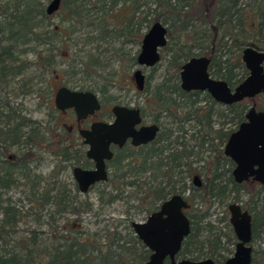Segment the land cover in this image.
I'll return each instance as SVG.
<instances>
[{"label":"trees","instance_id":"trees-1","mask_svg":"<svg viewBox=\"0 0 264 264\" xmlns=\"http://www.w3.org/2000/svg\"><path fill=\"white\" fill-rule=\"evenodd\" d=\"M241 1L61 0L59 8L60 12L66 9V17L76 20H82L90 12H101L103 15L99 16L101 21L98 26L104 37L114 33L125 41L137 44H140L143 34L153 23L161 22L168 27V43L163 49L165 55L170 54L167 76L155 86L151 97V108L158 112L154 120L161 125L162 131L155 141L139 149L133 156L128 153L121 158L117 152L110 169L114 168L115 173L123 168L126 170L119 175L114 173L112 186L117 192L109 195L108 202L121 196L124 187L131 186L135 188V193L141 194L139 196L146 211L151 213L158 208L159 203L188 190L184 177L177 179L176 176L183 172H188L189 177L203 175V185L197 191L206 208L196 206L193 209L192 231L184 240L181 256L192 260L212 258L218 264L228 257L225 251L232 253L227 244H235L236 236L229 222L227 232L209 220L212 204L219 202L228 208L230 203H242L244 197L248 196L244 207L253 215L255 242L259 236V221L264 230V186L237 183L232 175L234 163L224 154V145L231 132L245 119L247 104L239 102L224 107L208 92L184 91L180 85V71L190 58L208 56L212 61L210 71L213 77L226 80L232 87L247 77L248 70L242 61L243 49L253 46L264 51V0H256L249 18H246L247 9L241 7ZM45 9L41 0H0V89L9 78L25 70L24 61L17 55V46L27 45L32 40L51 44L56 38L54 35L58 31L62 32L61 29L41 31L40 28L48 25L53 15H48ZM111 12L113 15L108 21ZM137 53H124L126 62H136ZM43 60L50 66L49 57ZM117 75L118 71H115L110 80ZM151 80L152 75L147 76L142 91L150 89ZM125 81L129 83V80ZM22 85L26 86L27 83ZM109 98L106 97L104 103ZM203 101L205 105H202ZM51 103L52 99H47L50 118L48 124L42 126L22 116L20 111L16 114L17 108H12L9 101H3L0 97V156L5 154L4 148L11 151L16 147L20 159V180L27 185L32 197L30 209H35L37 205L41 211L47 204L54 203L57 206L54 210L56 214H77L79 209L74 205L76 196L60 186L52 187L53 181L40 190L41 176L34 174L30 166V162L37 157L36 150L41 148H47L57 156L59 163H55L56 168L63 161H69L71 166L77 164L80 161L79 152L83 158V152L73 143L74 135H70L69 139L68 130L63 126V115L69 118L71 113H59ZM215 118L222 120L221 123ZM166 119L171 121L167 124ZM191 120L196 127L191 135L195 143H190L184 137L180 141L179 135L174 137L175 129L170 126L177 124L182 130L183 125ZM197 147H207L213 153L211 160L198 169L193 168L190 161L196 155ZM125 158L128 163L122 164ZM227 164L230 167L227 168ZM184 166L187 171L182 170ZM144 172H151V182L125 180L128 173ZM8 180L9 175L1 166L0 232L7 227L13 233L22 215L20 208L9 199L2 198L3 192L9 188L6 185ZM82 206L89 209L86 200L82 201ZM51 214V240L46 245L39 247L38 232L29 230L28 235L17 239L10 251L1 253L0 246V264H144L149 259L150 251L130 226L125 235L118 231H107L104 237L95 239L82 230L85 234L82 238L77 235L68 237L61 231L62 228L53 225ZM37 218L40 222V217ZM256 254L254 250L252 264H264V254L260 259Z\"/></svg>","mask_w":264,"mask_h":264},{"label":"rangeland","instance_id":"rangeland-1","mask_svg":"<svg viewBox=\"0 0 264 264\" xmlns=\"http://www.w3.org/2000/svg\"><path fill=\"white\" fill-rule=\"evenodd\" d=\"M41 1L46 6L50 0ZM255 5L256 0L241 1V7L247 9L246 18L251 17ZM65 14L66 9L61 12L59 10L52 15L48 25L40 28L41 31L61 29L62 32L58 31L54 35L56 37L54 42L47 44L46 42L32 40L27 45L17 46V55L24 61L25 70L23 73L9 78L7 84L2 86L0 97L3 98V101L6 99L10 102L9 105L12 108H17L20 111L22 116L35 120L43 126L48 124L50 118L47 99H52L51 104L53 105L56 89L60 86H67L76 90L94 91L103 103V111L105 109L109 110L113 102L144 107L145 120L150 122L152 119L151 114L155 113L154 109L151 108L152 92L155 86L167 76L170 54L165 55V51L162 50V58L155 67L143 68L145 75H152V80L150 89L139 91L135 87L132 77L133 71L138 66L136 62L127 63L124 53L134 54L138 52L141 42L137 44L136 42L125 41L114 33H109L108 36L104 37L105 34L102 35L100 25L98 26L103 15L101 12L95 14L90 12L89 16L83 17L82 20L66 17ZM112 15L113 12L110 13L108 21L111 20ZM82 16H84V13ZM108 28L110 29L111 25ZM102 37L105 39H102ZM48 57L51 59L50 66H47V62L43 60V58ZM124 70L126 72H122ZM115 71H118L117 77H113L110 80L111 75ZM125 80H129V83L127 84ZM24 82L27 83L26 86L22 85ZM108 96L110 97L109 101L104 103L105 98ZM205 103L203 101L202 105H205ZM247 103L249 105L255 103L258 108L264 109V95L258 96L254 101L250 100ZM62 118L68 119V116L63 115ZM94 118L96 119V116ZM166 121L168 124L171 120L166 119ZM217 121L221 123L222 120L219 119ZM170 127L175 129L174 137L181 136L179 138L180 141L184 137L190 143H195V140L191 138V135L196 131L193 120L184 124L182 130L179 129L177 124ZM36 152L37 157L30 162V166L34 174L41 176L40 190H42L43 186L53 181L50 174L55 167L57 156L47 148H41L36 150ZM196 152V155L191 157L190 161H192V167L197 169L206 165L213 155L207 147L203 149L197 147ZM85 162L86 160L84 159L82 164H85ZM126 163H128L127 158L123 160L122 164ZM125 170L126 168H123L115 173L114 168L109 169L110 180L96 183L86 193L76 190L72 173L67 171L64 175L65 184L70 194L77 198L76 204L74 203L75 207L79 209L77 214L68 212L56 214L54 210L57 206L54 203L51 205L47 204L41 211L37 205L35 209H30L32 205L30 198L32 197L27 185L22 181L19 186L5 190L2 198L9 199L16 207L20 208L22 217L17 224V229L14 230L15 232H10L7 227L0 232L2 237L0 240L1 253H6L13 249L17 239L22 235H28L29 230L38 232L39 247L46 245L51 240V229L49 227V215L51 213L54 219L53 225L62 228L61 231L68 237L69 235H77L82 238L85 235L82 230L95 239L104 237L107 231H118L125 235L129 232V226L132 221L142 222L150 215L146 211V206L141 196H139L141 194L135 193V188L131 186L124 187L121 196L108 202L109 195L117 192L112 186L114 173L119 175ZM182 170L187 171V167L184 166ZM132 174L135 173H128L125 180L138 179L140 182H151L153 178L151 172ZM193 176L189 177L188 172H183L182 175H178L176 178L184 177L186 185L190 188ZM199 176L204 181L205 177L201 174ZM191 191L196 196L191 197V202L194 206H204L206 208L198 197L200 192L192 188ZM247 199L248 196H245L244 202H242L243 205H245ZM85 200L89 203V209L82 206V201ZM37 217H40V222H38ZM1 218L2 214L0 212ZM227 219H229V212L226 205L214 202L210 209L209 220L228 232ZM262 229L263 225L259 221L257 226L259 236L252 243L256 250L257 258L264 254V230ZM227 247L230 251L235 250L233 243L227 244ZM224 254L226 256L232 255L228 251H225Z\"/></svg>","mask_w":264,"mask_h":264},{"label":"water","instance_id":"water-1","mask_svg":"<svg viewBox=\"0 0 264 264\" xmlns=\"http://www.w3.org/2000/svg\"><path fill=\"white\" fill-rule=\"evenodd\" d=\"M61 0H50L46 13L54 14L60 8ZM168 43V27L155 22L143 34L140 49L136 56L138 66L132 76L135 87L141 91L145 85V74L142 68H151L161 60V49ZM247 77L232 87L226 80L213 77L210 71L211 58L195 56L186 61L180 71L181 88L185 91H206L221 104L231 105L246 98L264 94V51L247 46L242 51ZM54 107L58 111L72 109L76 120H84L101 108L97 94L89 90H76L67 86L56 89ZM114 116L110 122L94 121L88 129H80L79 134L87 146L86 158L94 162L93 169L73 168V177L78 190L86 193L94 184L107 181L106 163L112 158L111 144L121 147L127 139L135 146L153 141L159 131L156 124L142 126L140 110L123 105H113ZM225 155L234 163L233 177L241 183L249 178L264 185V111L251 107L246 121L234 131L226 146ZM200 182L198 176L195 177ZM190 204L179 194L166 200L158 211L153 212L145 221H132L130 226L142 242L151 251L144 264H217L213 259H181L177 256L182 249L185 238L191 232V221L185 209ZM230 224L238 239L234 254L223 264H252V215L243 210L239 203L229 205Z\"/></svg>","mask_w":264,"mask_h":264},{"label":"flooded vegetation","instance_id":"flooded-vegetation-1","mask_svg":"<svg viewBox=\"0 0 264 264\" xmlns=\"http://www.w3.org/2000/svg\"><path fill=\"white\" fill-rule=\"evenodd\" d=\"M167 46V45H166ZM165 48V47H164ZM164 48H162L161 49V53H162V50L164 49ZM161 58H162V56H161ZM156 66V65H155ZM154 66V67H155ZM152 68V67H151ZM143 69V68H142ZM134 72V71H133ZM144 73V72H143ZM133 74V73H132ZM133 77V76H132ZM146 80H147V75H145V84H146ZM134 81V80H133ZM180 85H181V79H180ZM144 87H145V85H144ZM59 88V87H58ZM143 90H144V88H143ZM142 91V90H141ZM185 91V90H184ZM187 92H191V91H187ZM203 92H206V91H203ZM261 95H264V94H261ZM261 95H258V96H261ZM258 96H256V97H254V98H246V99H244L243 101H241V102H245L246 104H247V110H246V113H245V119L240 123V125L243 123V122H245L246 121V115H247V113L249 112V110L251 109V107H253V106H255L256 108H257V110L258 111H264V109H260V108H258L256 105H255V103H253L252 105L250 104L249 105V103H247L248 101H254V99L255 98H257ZM100 102H101V100H100ZM218 103V102H217ZM237 103H239V102H237ZM53 104H54V102H53ZM218 104H221V103H218ZM235 104V103H234ZM113 105H123V106H126V107H130V108H138L139 110H140V117H141V122H140V124H138L137 126H135V128L136 129H139L140 127H142V126H149V125H153V124H156V125H158L159 126V131H158V133H157V136H156V138L153 140V141H155L157 138H158V136H159V134L161 133V131H162V128H161V125L158 123V122H156L155 120H154V118H155V116L157 115V113L158 112H155V113H153V115L151 114V120H150V122H146V120H145V117H146V114H145V110L144 109H142V107L141 106H130V105H124V104H119V103H113L112 105H111V107H110V109L109 110H107V109H105L104 111H103V103L101 102V108H100V110L99 111H97V112H95V114L94 115H92V116H88L86 119H84V120H80V121H77L76 120V117H75V114H74V112L72 111V109H67V110H64V111H58L56 108V110H57V112H59V113H62V114H65V113H71V115H70V117L67 119V118H63V120H64V122H63V126L64 127H66L67 128V130H68V137H69V139H70V135H74V144H75V147H78L82 152H83V158H82V153H80L79 152V154H80V161L77 163V164H75V165H72L71 166V164L69 163V161L68 162H65V161H63L61 164H59L58 166H57V168L56 167H54V169L51 171V174H50V176L53 178V182L51 183V185H52V187H54V188H57L58 186H60V187H62L63 189H67V190H69L68 189V187H67V185L65 184V179H64V175H65V173L67 172V171H70L71 173H72V176H73V168L74 167H80V168H84V169H93L94 168V162L92 161V160H90V159H87L86 158V150H87V146L84 144V142H83V139H82V137L80 136V134H79V130L80 129H88L89 127H90V125H91V123L92 122H94V121H103V122H110V121H112L113 120V118H114V116H113V114H112V112H111V108H112V106ZM221 105H223L224 107H226V106H230V105H224V104H221ZM232 105V104H231ZM19 112V110L17 109L16 110V114ZM164 114H165V112H163ZM21 114V113H20ZM97 114H99L98 116H97ZM94 116H96V119L94 118L93 119V117ZM69 121V123H67V122ZM239 125V126H240ZM239 126L236 128V130L239 128ZM228 127H230V126H228ZM236 130H234V131H236ZM233 131V132H234ZM233 132H231V134L233 133ZM231 134H230V136H231ZM230 136H229V138H230ZM229 138H228V140H229ZM228 140L226 141V143H225V145H224V150H225V146H226V144H227V142H228ZM153 141H151V142H153ZM151 142H147L146 144H140V145H138V146H135V145H133L132 143H131V141H130V139H127L126 140V142L121 146V147H119V146H117V145H114V144H111L110 145V147H109V149H110V151H112V153H113V155H112V158L110 159V160H108V161H105V165H106V170H107V173H108V179H109V169H110V163H111V161L115 158V156H116V154H117V152L118 153H120L119 155H120V157L122 158V156L124 157L125 155H127L128 153H129V155H131V156H133L139 149H141L142 147H144L145 145H147V144H150ZM126 149H128V150H126ZM17 150H16V147H14V148H12V150L11 151H6V149L4 148V152H5V154H3V155H1L0 156V169H1V166H3V169L4 170H6L7 171V174L9 175V180H8V182L6 183V185L7 186H9V188L8 189H11V188H13V187H15V186H19L20 184H21V180H20V175H19V165H20V159L18 158V152H16ZM224 154H225V151H224ZM226 156V155H225ZM226 158L227 159H230L233 163H234V161L230 158V157H228V156H226ZM86 160V162H85V164H82V161L83 160ZM56 163H59L58 161H56ZM55 166V165H54ZM226 167L228 168V167H230V165L229 164H227L226 165ZM234 168H235V163H234V166H233V169H232V175H233V170H234ZM196 176H198L199 178H200V176H199V174H196V175H194L193 176V179H192V184H191V186H190V188H188V190H186L184 193H178L179 195H182L187 201H188V203L190 204V207L188 208V209H185V213L187 214V216L189 217V219H190V221H191V231H192V219H191V215H192V213H193V209L194 208H196L195 206H194V204L191 202L192 200H191V197L192 196H195V195H193L192 194V191H191V188L192 189H198V188H201L202 187V185H203V180H201L200 179V182H197L196 180H195V177ZM234 178V177H233ZM73 179H74V177H73ZM108 179H107V181H108ZM235 180V179H234ZM107 181H102V182H107ZM236 181V180H235ZM247 182H249V183H251V186H252V184H259V185H262V186H264L262 183H260V182H258V181H256V180H254V178H249L248 180H245V181H243V182H241V183H239V184H243V183H247ZM98 183H100V182H98ZM238 183V182H237ZM74 185H75V187L78 189V186H77V183L75 182V180H74ZM95 185V184H94ZM93 185V186H94ZM92 186V187H93ZM91 187V188H92ZM187 193V194H186ZM176 195V194H175ZM172 197V196H171ZM170 198V197H169ZM168 198V199H169ZM168 199H166V200H168ZM166 200H164L163 202H161V203H159L158 204V208L156 209V210H154L153 212H155V211H158L159 209H160V207H161V205L166 201ZM233 203H237V202H233ZM231 204V203H230ZM229 204V205H230ZM241 206H242V208H243V210H247L245 207H244V205L242 204V203H239ZM229 205H228V208H229ZM247 211H249V210H247ZM153 212H151L150 213V215L153 213ZM228 212H229V209H228ZM250 212V211H249ZM250 214L252 215V213L250 212ZM149 215V216H150ZM149 216H147V217H149ZM146 217V218H147ZM146 220V219H145ZM144 220V221H145ZM227 221L230 223V212H229V219H227ZM215 224V223H214ZM231 225V224H230ZM231 228L233 229V227H232V225H231ZM133 231V230H132ZM234 231V230H233ZM134 233V232H133ZM190 234H191V232H190ZM189 234V235H190ZM234 234H235V232H234ZM188 235V236H189ZM187 236V237H188ZM236 236V235H235ZM252 236H253V215H252ZM186 237V238H187ZM185 238V239H186ZM237 242H238V239H237V237H236V243L234 244L235 245V248H236V244H237ZM183 243H184V241H183ZM252 243H253V238H252V242H251V245H252ZM253 247V246H252ZM147 249V248H146ZM182 249H183V244H182ZM182 249H181V251H182ZM147 250H149V249H147ZM254 247H253V255H254ZM150 251V250H149ZM181 251L179 252V254H178V256H177V260H181V259H185V258H182V256H181ZM234 252H235V250L234 251H232V255L234 254ZM150 254H151V251H150ZM231 255V256H232ZM231 256H228L227 258H226V260L229 258V257H231ZM186 259H190V258H186ZM204 259H207V258H204ZM212 259V258H211ZM198 260H202V259H198ZM225 260V261H226ZM224 261V262H225ZM223 262V263H224ZM166 263L168 264L169 263V259H166ZM223 263H221V264H223ZM218 264V263H217Z\"/></svg>","mask_w":264,"mask_h":264}]
</instances>
